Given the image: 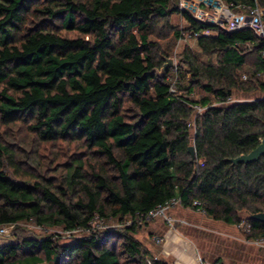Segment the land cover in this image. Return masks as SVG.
Here are the masks:
<instances>
[{
    "label": "trees",
    "instance_id": "16d2710c",
    "mask_svg": "<svg viewBox=\"0 0 264 264\" xmlns=\"http://www.w3.org/2000/svg\"><path fill=\"white\" fill-rule=\"evenodd\" d=\"M225 1L258 5L264 18V0ZM175 15L191 34H210L197 38L199 53L183 51L173 81L161 41L181 36ZM235 92L261 96L232 102ZM18 124L87 154L58 176L34 173L26 163L36 159L0 139V226L86 231L66 243L15 233L0 264H171L137 238V217L172 198L264 239L251 218L264 213V156L231 162L264 139V38L250 28L200 22L179 0H0V126ZM95 214L121 226L91 229Z\"/></svg>",
    "mask_w": 264,
    "mask_h": 264
},
{
    "label": "rangeland",
    "instance_id": "374dc122",
    "mask_svg": "<svg viewBox=\"0 0 264 264\" xmlns=\"http://www.w3.org/2000/svg\"><path fill=\"white\" fill-rule=\"evenodd\" d=\"M170 23L175 29L182 32L178 38L170 36L168 39L161 41L163 47L168 49L170 53L168 59L172 61V66L169 69H171V77L174 81L177 79L178 70L186 68L181 59L183 51L188 48L195 53L199 52L197 39L191 37L190 32L186 30L187 21L182 16L175 15L171 18ZM66 34L77 36L76 33ZM200 59L202 61L208 60L207 57L201 54ZM166 64H168V60ZM198 95H200V92H197L196 96ZM257 96L261 95L248 96L241 92H235L232 102L251 100ZM201 111L202 109H197V112ZM0 139L19 151L20 159H23L27 154L32 159H36L34 162L35 167L33 168H30L31 162V164L26 163L27 171L30 170L34 173L54 175L52 171L56 169V175L58 176L63 172L66 163L72 159L71 157L87 154L80 144L71 140L56 143L40 142L24 125L19 124L12 127L0 126ZM37 162L40 163L39 166H37ZM172 215L178 220H184L185 223L178 222L172 228L163 223L162 219H156L153 223L139 227L137 238L143 242L155 257L165 259L171 264L178 263L170 251L173 236V238L176 237L177 240L174 243L178 246L174 249V254L185 264H193V258L190 255L194 254V249L197 256V258L196 256L194 257V264H214L219 261L222 264H264V245L255 243L253 239H248L245 227L215 221L209 218L206 213H201L192 208H184L183 206L174 209ZM126 222L129 223L131 220ZM106 224L108 228L121 226L116 219L106 221ZM15 233L17 235H34L39 238L58 234L63 237L62 241L64 243L70 240V235L62 228L41 227L34 221H29L12 226L7 233H0V245L12 242L15 238ZM155 236L161 237L163 242L157 244L154 239ZM185 248L189 249V251L185 252Z\"/></svg>",
    "mask_w": 264,
    "mask_h": 264
},
{
    "label": "built area",
    "instance_id": "2783aa9c",
    "mask_svg": "<svg viewBox=\"0 0 264 264\" xmlns=\"http://www.w3.org/2000/svg\"><path fill=\"white\" fill-rule=\"evenodd\" d=\"M180 9L187 11L196 20L208 24L219 25L227 31H235L245 28H250L256 31L260 36L264 38V18L262 9L256 6H248L245 11H236L230 4L225 0H180ZM191 34V33H190ZM210 31L206 30L202 33L194 32L190 36L198 38L201 35H209ZM244 78H246L244 76ZM175 91V87L172 88ZM198 110L201 108L196 107ZM182 206L179 198H172L167 200L162 205H159L156 209H153L147 213L138 214V224H150L156 219H162L164 223L170 227H174L177 222L185 223L184 220H178L172 215V211L177 207ZM192 209H195L201 213L205 211L201 207L199 201H194ZM129 222L128 224H131ZM14 225L0 226V233H7L10 228ZM91 229H106L108 228L105 219L95 214L94 219L90 222ZM238 227H245L247 233L252 229L251 224L243 221L237 225ZM86 231L85 229L78 228L73 231L66 232L67 234L78 233ZM157 244H161L163 239L161 237H154ZM255 243L264 245V239H253ZM214 264H222L217 262Z\"/></svg>",
    "mask_w": 264,
    "mask_h": 264
},
{
    "label": "water",
    "instance_id": "95a60500",
    "mask_svg": "<svg viewBox=\"0 0 264 264\" xmlns=\"http://www.w3.org/2000/svg\"><path fill=\"white\" fill-rule=\"evenodd\" d=\"M171 66H172V61L169 59L168 64L165 65L164 70L167 71ZM189 153L191 154L192 159H195L196 157L195 146L189 147ZM262 156H264V139L261 141L259 146L256 149H254L252 152H250L247 155H241L240 157L231 159V162H233L234 164H238V163L248 164L260 160ZM251 218L264 222V213L254 214L251 216Z\"/></svg>",
    "mask_w": 264,
    "mask_h": 264
},
{
    "label": "crops",
    "instance_id": "0c3cea01",
    "mask_svg": "<svg viewBox=\"0 0 264 264\" xmlns=\"http://www.w3.org/2000/svg\"><path fill=\"white\" fill-rule=\"evenodd\" d=\"M164 223V222H163ZM178 238V237H177ZM172 245H171V247H170V251H171V255L172 256H174L176 259H177V261H178V263L177 264H185L184 262H182L181 260H179L178 258H177V256L174 254V249L175 248H177L178 246L176 245V243H174V242H176V237H174L173 238V236H172ZM184 240V239H183ZM186 241V240H185ZM188 242V241H187ZM185 250V252H188L189 251V249H187V248H185L184 249ZM192 258H193V264L195 263V256H196V253H195V249H194V254H192V255H190ZM196 258H197V256H196Z\"/></svg>",
    "mask_w": 264,
    "mask_h": 264
},
{
    "label": "bare ground",
    "instance_id": "6f19581e",
    "mask_svg": "<svg viewBox=\"0 0 264 264\" xmlns=\"http://www.w3.org/2000/svg\"><path fill=\"white\" fill-rule=\"evenodd\" d=\"M197 262H198V259H197ZM199 264V263H198Z\"/></svg>",
    "mask_w": 264,
    "mask_h": 264
}]
</instances>
